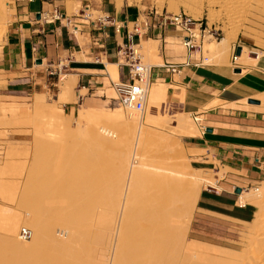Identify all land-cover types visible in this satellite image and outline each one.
I'll list each match as a JSON object with an SVG mask.
<instances>
[{
	"label": "bare ground",
	"instance_id": "6f19581e",
	"mask_svg": "<svg viewBox=\"0 0 264 264\" xmlns=\"http://www.w3.org/2000/svg\"><path fill=\"white\" fill-rule=\"evenodd\" d=\"M7 1L0 0V37L9 27ZM207 17L210 26L224 20L220 13L213 11H209ZM221 23L223 29H227L224 21ZM236 33L219 41H213L211 36L206 37L202 42L204 63H228ZM256 34L260 37L252 38L257 45L263 39L262 32ZM144 45L150 64L143 63L144 58L138 51L142 49L136 48L141 63L150 68L163 65L158 55L160 44L149 41ZM238 48L237 64L241 67L256 66L261 55L258 53L254 59L248 49ZM241 67L244 74L246 71ZM110 72L116 74L117 69L111 67ZM61 83L67 101L76 82L66 76ZM43 100L37 97L29 115L16 119V123L32 125L34 132H40L46 138L35 139L32 161L27 166L28 174L23 181L0 183V195H13L17 190L15 199L21 210L13 215L3 214L4 210H0V217L5 221L3 225L0 224L3 235V241L0 238V264H200L194 260L198 249L202 250L198 253L205 251L218 257L228 256L229 264L237 263L234 261V256H237L230 251L211 249L208 252L207 248L186 242L188 219L192 218L203 188L216 187V182L224 179V173L214 175L192 169L186 160L176 167L148 157L153 135L145 123L156 117H165L164 114L160 116L159 112L154 115L152 110L158 111L161 104L166 102V85H152L151 80L141 111L119 101L123 110L117 109L112 115H107L104 126H100V119L87 110H81L78 118L80 125L87 120L99 124L83 126L72 133L54 131L52 126L46 124L41 128L45 121L39 118L40 115L46 117L47 114L51 119H59L58 113H54ZM250 102L257 104V101ZM0 108L8 107L1 105ZM8 109L16 111L12 106ZM175 120L184 121L195 131V123L201 122V119L191 120L188 116ZM4 132L0 131L1 138L6 136ZM8 166L6 164L7 170L11 168ZM240 204L258 207L247 237V251L242 256L253 255L259 263L264 264V187L249 192L243 190ZM177 217H183L185 221L178 225L175 222ZM22 226L30 227L32 231ZM23 231L29 232L30 237L25 238ZM29 239L31 241H27ZM8 255L10 259L5 258ZM198 256L203 263L201 254ZM209 258L213 261L219 259Z\"/></svg>",
	"mask_w": 264,
	"mask_h": 264
},
{
	"label": "crops",
	"instance_id": "0c3cea01",
	"mask_svg": "<svg viewBox=\"0 0 264 264\" xmlns=\"http://www.w3.org/2000/svg\"><path fill=\"white\" fill-rule=\"evenodd\" d=\"M112 1L117 5L107 0L86 5L87 10L79 15L81 3L76 0H15V19L0 48L6 91L18 95L42 91L54 84L52 75L65 74L76 82V97L94 109L99 106L90 97L98 95L107 80L113 84L110 68L117 67L118 81L127 83V56L136 48L143 49L144 43L158 42L163 65L152 67V83L167 86V105L173 116L201 119L196 122L198 135L181 136L194 153V167L216 174L222 171L225 176L216 187L202 190L197 203L200 217L219 218L215 222L226 226L231 220L236 223L229 225L235 228L248 224L251 218L245 209L254 204L242 206L240 195L230 189L264 183V112L242 104L264 94V76L197 64L195 52L182 42L177 46L176 41H182L179 31L148 22L149 18L141 22L137 7L145 9V0ZM124 1L129 6L121 7ZM228 175L235 186L228 182Z\"/></svg>",
	"mask_w": 264,
	"mask_h": 264
},
{
	"label": "rangeland",
	"instance_id": "374dc122",
	"mask_svg": "<svg viewBox=\"0 0 264 264\" xmlns=\"http://www.w3.org/2000/svg\"><path fill=\"white\" fill-rule=\"evenodd\" d=\"M81 3V8L79 10V15L81 12L87 10L86 5H91L95 3H100L102 0H76ZM112 3L116 4V2L112 0ZM131 3H140L141 0H128ZM147 5L145 9L142 7H137L141 11V22H144L146 18H149L148 22H154L158 25H162L164 27H173L168 24H165V18L170 15H178V14H186L190 19L196 22L195 33L199 36L198 40L200 41V48L195 52L197 58L193 57L194 62L204 66H211V67H228L231 72L236 73V70H240V65L237 64V56L236 51L238 47H245L249 50L250 55L252 58H257V54L261 55L258 63L254 67H241L247 73L250 70L256 72L260 75L264 76V0H145ZM259 5L257 6V4ZM9 3V12L7 13L8 25L10 22L14 21L15 19V0H8ZM82 3H85L84 7ZM255 4V5H254ZM129 6L126 1L122 3L121 7ZM246 6V8H245ZM257 6V7H256ZM250 8V9H249ZM13 9V10H12ZM211 9V10H210ZM13 13H12V11ZM191 10H195L191 12ZM213 11L215 13H220L224 20L227 29H223V23L219 21V23L214 24V26H210L208 23V12ZM231 11V12H230ZM230 12V13H229ZM88 14L87 12H85ZM11 22V23H12ZM202 24V26H201ZM218 27V28H217ZM175 28V27H173ZM182 34V31L178 28H175ZM8 30V29H7ZM7 30L3 33L0 37V48L2 51V47L4 44L5 35ZM252 30V32H251ZM236 33L235 41H232L230 51L228 54V63L226 64H212L207 65L204 63L205 59L202 56V42L206 39V37L211 36L213 41H219L222 38L226 37L227 35H231ZM262 32V41L259 44H255V41L252 37L259 38L260 35L256 33ZM246 33L248 35H246ZM250 40V41H249ZM177 46H179V42L185 48L183 44V34H182V41H176ZM145 45L143 44V49L139 53L142 54V58H144V64H150L147 60L146 51L144 50ZM248 47V48H247ZM189 52H193L188 50ZM159 54V52H158ZM204 61H203V60ZM162 60V59H161ZM228 64H230L228 66ZM154 67V66H153ZM117 69V67H115ZM242 71V69H241ZM110 72V71H109ZM67 75H52L51 77L56 79L55 82L53 81V85L43 87L42 91L33 92L28 95H18V94H10L6 91V82L3 80V77L0 73V106L4 105L9 108V106L13 107L16 111L12 112L8 108L3 109L0 108V131H5V137H0V183H11L23 181L26 174H28L27 166L29 167V163L32 161V152L35 139H42L45 135L40 134V132H34V128L32 125H24L20 123H16V119L20 116L29 115V112L32 111V104L34 105V100L37 97L44 99L45 105L52 108L54 113H58L57 117L59 119H51V117L45 114L46 117L42 115L39 116L40 119L44 120L45 122L40 126L44 128L45 124L52 126L54 131H64L67 132H77L80 127L86 128L87 125H97L96 121L87 120L84 124H79L78 118L79 114L83 110H87V112L93 115L95 118L101 122L100 126H104L103 122H105V117L112 115L115 110L122 109L123 106L118 100V95L115 92L114 83H119L118 81V73L112 74L110 72V79L113 80L112 86L109 84L107 80L106 87L101 89L98 95L90 97L92 104L99 106L97 108H88L84 105L86 100H79L74 91L72 89L70 97L67 96V101L63 98L62 88L60 84H62V79ZM155 83H152V85ZM103 96V97H102ZM73 97V98H72ZM253 101H257V104H251L249 101H244L242 104L244 105L245 109L251 110L252 108H256L261 112H264V94L259 95L256 98L252 99ZM68 103H71L70 105ZM67 105V106H66ZM160 109L152 110L154 115L158 114L165 115V117H156L150 120L149 122L145 123L146 128L150 130V133L153 135V139L150 140L152 142L149 151L148 157L154 159L153 161H162L163 163H169L170 165L179 167L182 165L183 161H187L189 166L192 169H196L193 165V155L191 151L186 148L184 142L181 141V136H194L198 135L199 128L196 125V131L191 128L188 124L183 122H179L175 120L178 118H184L185 116H173L171 113L168 105L167 100L163 104ZM18 107V108H17ZM232 108L236 109V105L231 106ZM147 108V107H146ZM165 109V110H163ZM82 110V111H81ZM161 110V112L159 111ZM22 111V112H21ZM81 111V112H80ZM21 112V113H20ZM20 113V114H18ZM161 113V114H160ZM264 114V113H263ZM163 115V116H164ZM9 116V117H7ZM19 116V117H18ZM102 116V117H101ZM100 117V118H99ZM191 120H194L197 117H191ZM63 118V119H62ZM15 119V120H14ZM62 119V120H61ZM48 120V121H47ZM97 120V121H98ZM177 123L178 125L174 127V124ZM86 126V127H85ZM233 128L236 129L234 125ZM44 132V130H42ZM46 138V137H45ZM55 143V141H54ZM59 144V142H56ZM55 145V144H54ZM192 156V157H191ZM156 158V159H155ZM6 164H9L8 167H11L9 170L6 169ZM210 174L211 171H206ZM213 173V172H212ZM221 173H224L221 171ZM214 175H216L214 173ZM231 176L228 175V182L235 186V181H233ZM264 187V183L257 184L254 183L252 186L246 184L244 186H240L242 191H250L252 189ZM207 188V189H206ZM210 189L209 186L204 187L203 190ZM232 194H236V189H230ZM17 190L13 192V195L10 193H5L0 195V210H4L3 214L13 215L16 214L18 211H21L18 208L17 199H15ZM240 195V194H239ZM246 212L250 215L251 222L247 223H239V227H231L229 224H235L236 222L228 220V226L224 224H219L215 222L216 220H221L219 218L205 216L204 218L200 217V212L197 210V206L194 209L193 215L191 220L188 219L189 228L186 234V242L188 245H200L201 247L207 248L210 251L211 249L219 250H227L230 251L234 256V261L237 263L234 264H246V262H251L250 264H263L259 263L258 258H255L253 255L251 256L248 254L249 257H244V253L247 251V237L249 235L250 229L252 227L253 222L256 218V212L258 208L254 205H247ZM2 215V214H1ZM185 221L183 217L175 218V222L179 225ZM5 223L4 219L0 217V224L3 225ZM30 231L31 228L27 226H22ZM22 229V228H21ZM20 229V231H21ZM2 232L0 231V238L2 240ZM264 237V233H263ZM3 241V240H2ZM31 241V239L27 240ZM190 243V244H189ZM198 252H202L201 249L197 250ZM197 258L194 257L196 263L200 264H229L228 263V256L223 257L218 255H213L212 253H198ZM206 253V254H205ZM201 254V258L203 259L201 263V259L199 258ZM204 254V255H203ZM208 254V255H207ZM264 251L262 252V255ZM6 255V254H4ZM203 255V257H202ZM205 255H207L205 257ZM8 256H5L9 257ZM215 258L218 260H211V258ZM246 256V254H245ZM264 256V255H263ZM218 257V258H217ZM254 257V258H253ZM262 257V256H261ZM223 258V259H222ZM232 258V257H231ZM243 259L240 261V259ZM246 258V261L245 259ZM250 259V261H249ZM200 260V261H199ZM220 260V261H219ZM222 260V261H221ZM205 261V262H204ZM244 261V262H243Z\"/></svg>",
	"mask_w": 264,
	"mask_h": 264
},
{
	"label": "built area",
	"instance_id": "2783aa9c",
	"mask_svg": "<svg viewBox=\"0 0 264 264\" xmlns=\"http://www.w3.org/2000/svg\"><path fill=\"white\" fill-rule=\"evenodd\" d=\"M166 24L181 28L183 34L184 46L193 51L198 48V36L195 33L196 26L185 15L168 17ZM202 26V24H201ZM199 42H198V41ZM127 62L129 67V81L127 83H114L115 92L118 95V100L126 106H133L136 110L141 111L146 101L147 92L152 80V68L144 66L141 63L140 57L135 51L130 56H127ZM175 71V67H171ZM25 238H29L30 234L27 231H23L22 234Z\"/></svg>",
	"mask_w": 264,
	"mask_h": 264
},
{
	"label": "water",
	"instance_id": "95a60500",
	"mask_svg": "<svg viewBox=\"0 0 264 264\" xmlns=\"http://www.w3.org/2000/svg\"><path fill=\"white\" fill-rule=\"evenodd\" d=\"M240 54V48H238V50H237V55H239ZM236 73H241V70H236ZM251 103V102H250ZM242 192V190L240 189V188H238L237 190H236V193L237 194H240Z\"/></svg>",
	"mask_w": 264,
	"mask_h": 264
},
{
	"label": "trees",
	"instance_id": "16d2710c",
	"mask_svg": "<svg viewBox=\"0 0 264 264\" xmlns=\"http://www.w3.org/2000/svg\"><path fill=\"white\" fill-rule=\"evenodd\" d=\"M248 48V47H247Z\"/></svg>",
	"mask_w": 264,
	"mask_h": 264
}]
</instances>
